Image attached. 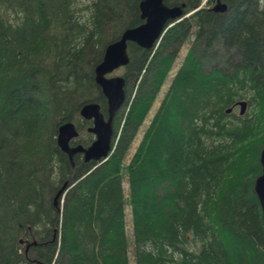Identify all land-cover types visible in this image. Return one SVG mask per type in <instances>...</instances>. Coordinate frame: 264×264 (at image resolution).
Masks as SVG:
<instances>
[{
	"label": "trees",
	"instance_id": "obj_1",
	"mask_svg": "<svg viewBox=\"0 0 264 264\" xmlns=\"http://www.w3.org/2000/svg\"><path fill=\"white\" fill-rule=\"evenodd\" d=\"M141 1L0 0V264H129L126 207L134 264H264L252 191L264 145V0H220L222 14L210 10L216 0L196 12L204 0H163L190 15L169 24L156 49L128 43L111 155L77 156L72 167L57 145L67 122L74 144H90L79 112L88 103L106 111L94 69L107 45L143 23ZM240 101L247 109L236 116Z\"/></svg>",
	"mask_w": 264,
	"mask_h": 264
},
{
	"label": "water",
	"instance_id": "obj_2",
	"mask_svg": "<svg viewBox=\"0 0 264 264\" xmlns=\"http://www.w3.org/2000/svg\"><path fill=\"white\" fill-rule=\"evenodd\" d=\"M206 1L204 0L202 5L194 12L201 9ZM184 7V4L169 7L163 3V0H142L139 4V11L143 23L126 29L117 41L106 46L101 62L94 69V80L106 100L107 117L104 116L101 106L97 103H88L79 112L83 120L92 122L87 131L94 135L93 142L88 147H83L82 145L71 146L70 142L78 137L75 125L67 122L58 129L57 145L68 156L72 167H74L73 157L75 155H82L83 161L86 163L90 161L102 163L111 155L114 137L112 122L115 114L125 102V80L122 76L107 77V75L128 65V43L135 44L144 50L156 49L169 24L171 26V23H178L185 17ZM227 9L228 7L225 3L216 0L210 10L214 13L222 14ZM235 107L239 108V115L243 116L247 109V103L240 101L236 103ZM232 110V108L226 110V114H230ZM259 164L261 173L255 179L252 191L258 200L264 224V145L260 152ZM66 187L67 185L64 184L58 195L64 194ZM19 242L23 244L22 240ZM31 246H37V243L35 241L26 243L25 252ZM33 264L49 263L35 260Z\"/></svg>",
	"mask_w": 264,
	"mask_h": 264
},
{
	"label": "rangeland",
	"instance_id": "obj_3",
	"mask_svg": "<svg viewBox=\"0 0 264 264\" xmlns=\"http://www.w3.org/2000/svg\"><path fill=\"white\" fill-rule=\"evenodd\" d=\"M193 41V38L190 39L189 41H187L186 43H184L178 54H177V57L173 63V69H172V73L175 72L177 70V68L179 67V65H181V63L183 62V59L185 58L186 54L188 53V51L190 49H192V44L191 42ZM218 52V53H217ZM215 55L217 56L216 58L218 59V64L220 65V57L223 56V52L222 51H214ZM220 53V54H219ZM207 56H210V54H207ZM197 60H199V58H197ZM200 68L202 69L203 72H207L208 70L206 69H209L210 67L207 66V62L206 60H200ZM199 69V68H198ZM200 69V70H201ZM199 70V71H200ZM123 69H119V70H116L114 71L112 74L109 75V77L111 76H121L123 74ZM171 79V75L168 77L166 83L164 84V86L160 89V92L158 93L157 97H156V100L148 114V116L146 117L144 123L142 124V126L139 128L138 130V133L136 134V137L135 139L133 140V142L131 143L130 145V148L128 150V153H127V156H126V162L129 161L130 157L132 156V154L134 153L135 149L137 148L139 142L141 141L142 139V136L145 132V130L147 129L148 125L150 124L153 116H154V113L156 112L158 106H159V103L160 101L162 100L163 96H164V93L167 89V86L169 84V81ZM134 94V93H133ZM239 108H236L232 114L238 116L239 115ZM88 126V125H87ZM86 126V127H87ZM82 135H85V131L82 133ZM123 192H124V196L127 197V193H128V189H127V182L126 180L124 181V184H123ZM64 197V195L62 196V198ZM64 199H61L59 201V210H61V204L63 202ZM125 214H126V217H125V229H126V234H127V237H128V243H129V264H134V261H133V256H132V233H131V229H132V222H131V217H130V210L129 208L126 207L125 209Z\"/></svg>",
	"mask_w": 264,
	"mask_h": 264
},
{
	"label": "flooded vegetation",
	"instance_id": "obj_4",
	"mask_svg": "<svg viewBox=\"0 0 264 264\" xmlns=\"http://www.w3.org/2000/svg\"><path fill=\"white\" fill-rule=\"evenodd\" d=\"M215 3H216V2H215ZM218 14H221V13H218ZM121 108H122V107H121ZM121 108H120V109H121ZM101 110H102V108H101ZM118 111H119V110H118ZM102 112H103V111H102ZM117 113H118V112H117ZM117 113L115 114V116L117 115ZM103 114H104L105 117H107V116H106V111H105V113L103 112ZM115 116H114V118H113V122H114ZM84 121H85V120H84ZM86 122H88L89 127L92 125V122H91V121H86ZM113 122H112V123H113ZM89 127H87V129H88ZM87 129H86V130H87ZM113 130H114V129H113ZM87 132H88V131H87ZM89 134H90V133H89ZM91 135H92V134H91ZM78 136H79V134H78ZM77 138H78V137H77ZM77 138H76V139H77ZM93 140H94V135H92V140H91L90 144L93 142ZM74 142H76V140L71 141V142H70V145H71V146L80 145V144H74ZM90 144H89V145H90ZM89 145H88V146H89ZM82 146H83V145H82ZM88 146H87V147H88ZM83 147H84V146H83ZM77 156H80L81 159H82V161H83V157H82V155H75L73 158H75V157H77ZM83 162H84V161H83ZM91 162H93V161H90V162H87V163H91ZM85 163H86V162H85ZM87 163H86V164H87ZM24 245H25V244H24ZM28 250H29V249H28ZM27 252H28V251H27Z\"/></svg>",
	"mask_w": 264,
	"mask_h": 264
}]
</instances>
